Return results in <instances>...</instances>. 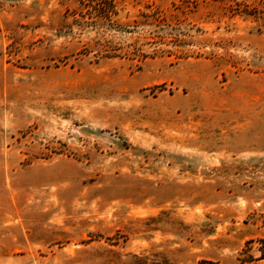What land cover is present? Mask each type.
I'll use <instances>...</instances> for the list:
<instances>
[{"label":"rangeland","instance_id":"1","mask_svg":"<svg viewBox=\"0 0 264 264\" xmlns=\"http://www.w3.org/2000/svg\"><path fill=\"white\" fill-rule=\"evenodd\" d=\"M0 264H264V0H0Z\"/></svg>","mask_w":264,"mask_h":264}]
</instances>
